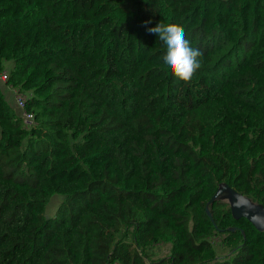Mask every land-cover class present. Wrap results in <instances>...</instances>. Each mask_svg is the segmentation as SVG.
Masks as SVG:
<instances>
[{
	"label": "trees",
	"instance_id": "16d2710c",
	"mask_svg": "<svg viewBox=\"0 0 264 264\" xmlns=\"http://www.w3.org/2000/svg\"><path fill=\"white\" fill-rule=\"evenodd\" d=\"M158 22L203 53L190 82ZM6 61L0 264H264V228L211 201L228 185L264 206V0H0Z\"/></svg>",
	"mask_w": 264,
	"mask_h": 264
},
{
	"label": "clouds",
	"instance_id": "9594fccd",
	"mask_svg": "<svg viewBox=\"0 0 264 264\" xmlns=\"http://www.w3.org/2000/svg\"><path fill=\"white\" fill-rule=\"evenodd\" d=\"M147 30L157 34L165 46L166 50L162 55L164 70L171 72L179 80L190 82L194 73L202 66L200 58L203 53L191 46L184 28L175 23L158 22Z\"/></svg>",
	"mask_w": 264,
	"mask_h": 264
},
{
	"label": "rangeland",
	"instance_id": "374dc122",
	"mask_svg": "<svg viewBox=\"0 0 264 264\" xmlns=\"http://www.w3.org/2000/svg\"><path fill=\"white\" fill-rule=\"evenodd\" d=\"M12 66H13V61H6L5 62V70L10 71V69H11ZM27 94H29V93H27ZM8 100L14 104V101H13V99L11 97H8ZM42 137L43 138H47V135H42ZM6 160H7L6 157H3V158L0 157V161L3 162V161H6ZM5 165H6V168H7L8 173L13 174L18 179L28 178V175L27 174L21 173L19 170H15V167L12 164H10L9 162H6ZM240 197H241V195H239V194H236V196H234V194L232 193L231 190H226L222 194V199L225 200V201H227V202H229V203H231V204L232 203L234 204L235 199L240 198ZM64 199H65V196L64 195L54 194L52 196V198L50 199L49 203L47 204L46 215L47 216H55L56 213H57V210H58L59 206L61 205V203L63 202ZM248 206H249V203H247V204H244L243 203L241 205V208H244L245 207V209H247ZM255 206L257 208H259L261 211H264V206H262L258 202H255ZM248 209L249 210H252V207L251 208L248 207ZM218 248H219V251L220 252H223L224 251V249L221 247L220 244H218ZM168 251H169V245L167 243L159 244V245L153 247V249H152V252L155 255H158V256H162V255L166 254Z\"/></svg>",
	"mask_w": 264,
	"mask_h": 264
},
{
	"label": "built area",
	"instance_id": "2783aa9c",
	"mask_svg": "<svg viewBox=\"0 0 264 264\" xmlns=\"http://www.w3.org/2000/svg\"><path fill=\"white\" fill-rule=\"evenodd\" d=\"M9 76H10L9 71L3 70L0 73V80H2L4 83H7ZM7 88L11 93V96L13 97L15 105L21 111L24 127L27 129H31L35 127L37 123L35 113L27 109V101L29 99V95L27 94V92L21 90L19 87L14 85H8ZM111 264H124V263L120 260H116Z\"/></svg>",
	"mask_w": 264,
	"mask_h": 264
},
{
	"label": "water",
	"instance_id": "95a60500",
	"mask_svg": "<svg viewBox=\"0 0 264 264\" xmlns=\"http://www.w3.org/2000/svg\"><path fill=\"white\" fill-rule=\"evenodd\" d=\"M226 190H231L232 193L234 194V196H236V194L241 195L240 198L235 199L234 204L233 203L231 204L234 214L237 215V216H246V217H248L250 220H252L256 224V226L258 228L263 229L264 228V211H261L259 208H257L255 206V202H252L250 200V198H248L245 195H242V194L238 193L237 191H235L233 188L229 187L228 185H223L219 189V191L212 197L211 201L215 200L218 196H222V194ZM243 203L244 204L249 203L248 207H250V208L252 207V210H249L248 207H247V209H245V207L241 208V205Z\"/></svg>",
	"mask_w": 264,
	"mask_h": 264
},
{
	"label": "crops",
	"instance_id": "0c3cea01",
	"mask_svg": "<svg viewBox=\"0 0 264 264\" xmlns=\"http://www.w3.org/2000/svg\"><path fill=\"white\" fill-rule=\"evenodd\" d=\"M9 92V91H8ZM10 93V92H9ZM10 96H11V93H10Z\"/></svg>",
	"mask_w": 264,
	"mask_h": 264
}]
</instances>
